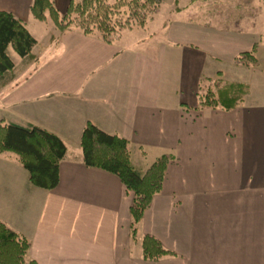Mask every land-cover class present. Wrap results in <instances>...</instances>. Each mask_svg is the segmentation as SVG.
<instances>
[{
	"label": "crops",
	"instance_id": "crops-1",
	"mask_svg": "<svg viewBox=\"0 0 264 264\" xmlns=\"http://www.w3.org/2000/svg\"><path fill=\"white\" fill-rule=\"evenodd\" d=\"M53 1L64 12L70 0ZM31 3L0 0V10L36 39L35 59H12L13 78L0 85V120L45 128L66 153L50 190L30 183L15 154L0 153V221L28 239V257L36 264H264V75L234 80L250 90L230 110L199 99L204 80H224L220 63L233 74L240 68L234 58L252 49L253 17H226L224 26L227 6L189 0L192 13L181 15L177 4L159 29L148 25L137 38V29L126 30L106 43L35 19ZM88 121L126 138L139 171L173 156L135 239L133 193L116 175L83 163ZM145 234L173 254L144 259Z\"/></svg>",
	"mask_w": 264,
	"mask_h": 264
},
{
	"label": "trees",
	"instance_id": "trees-1",
	"mask_svg": "<svg viewBox=\"0 0 264 264\" xmlns=\"http://www.w3.org/2000/svg\"><path fill=\"white\" fill-rule=\"evenodd\" d=\"M162 0H70L64 12H59L53 0H32L30 14L39 21L48 17L63 32L76 29L85 35L96 36L106 43L114 42L121 29L144 27ZM174 1V10L178 9ZM122 8H124L122 10ZM118 16H121L118 18ZM53 38V37H52ZM36 39L25 24L9 11L0 10V85L13 78L14 62L8 53L11 48L21 58L34 60L32 48ZM255 45L249 51L240 52L235 64H256ZM248 84L221 82L212 90L207 87L200 94V105L230 110L236 107L249 92ZM80 146L83 163L88 167L103 169L116 175L133 193L129 207L130 234L136 237L137 224L149 207L152 197L161 188L171 154L157 157L145 171L134 168L130 160L128 140L117 134H109L92 122L83 127ZM11 152L28 172L30 183L43 189H53L59 180L58 168L66 153V145L54 133L29 124L26 126L0 120V153ZM29 241L0 221V264H36L28 257ZM142 257L158 260L173 252L163 247L158 239L143 235Z\"/></svg>",
	"mask_w": 264,
	"mask_h": 264
},
{
	"label": "rangeland",
	"instance_id": "rangeland-1",
	"mask_svg": "<svg viewBox=\"0 0 264 264\" xmlns=\"http://www.w3.org/2000/svg\"><path fill=\"white\" fill-rule=\"evenodd\" d=\"M115 1H118V0H110V3H114ZM174 1L175 0H162L160 7L155 13L151 15L150 19L148 20L147 24L144 27L133 26L130 28L121 29V31L118 34V37L126 30L128 31V30L137 29L135 30L137 32L132 33V36L134 38H137V36L140 34L139 31H142L141 28H145L148 25H149L148 28L150 30H153L155 28L159 29L160 28L159 25L162 22L166 23L170 20H173V17L175 15L173 12L174 11ZM192 2H194V5L200 6V7L210 6V5H220L221 3L224 6H227V7H224L223 13H222L224 15L223 17L224 20L222 23L224 26L227 25L226 21H228L226 17H230L231 22H234L236 19H238V16H247V21L250 20L249 18L251 16L253 17V20L251 21V23L248 24V26H250V29L252 28V34L254 38L252 45L256 46L255 51H254V56L257 60V63L250 64V65L236 64L240 66V68H238V70L236 69L235 74L232 73L231 69H229V66H227L226 62H222L219 65L220 67L223 68L224 72L226 73V75L222 78H224V80H231V82L245 83V81L243 82V81H234V80H246L247 81L248 78H250L249 76H251L252 74L254 75L263 74L264 75V0H192ZM188 3H189V0H178V5L181 6L183 10L181 14L183 16L186 14L192 13L190 11H192L193 8L186 7ZM236 5L238 8H235ZM123 9L124 8H122V10ZM119 17L121 16H118V18ZM231 22H228V23L231 24ZM8 53L10 57L17 64L20 63L21 57L17 55L11 48L8 49ZM224 80L221 79L220 74H216L214 78L209 80V82H206L204 80L200 88V94L203 95L208 86L209 88L211 87L212 90H215L217 84H220L221 82H229V81H224ZM248 81H250V79ZM256 82L259 83L258 80H255V83ZM259 84L263 85L262 82H260Z\"/></svg>",
	"mask_w": 264,
	"mask_h": 264
}]
</instances>
